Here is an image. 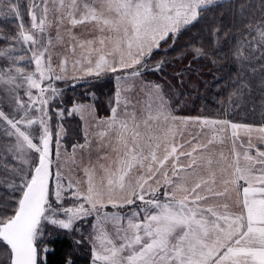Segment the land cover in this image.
Listing matches in <instances>:
<instances>
[{"label": "snow or ice", "instance_id": "1", "mask_svg": "<svg viewBox=\"0 0 264 264\" xmlns=\"http://www.w3.org/2000/svg\"><path fill=\"white\" fill-rule=\"evenodd\" d=\"M223 2L0 0V17L18 28L15 35L0 33L7 42L0 47V92L7 98V104L0 98V194H6L0 200V264H49L59 233L79 232L76 224L89 218L88 235L73 244L88 243L91 264H264V124L176 117L162 86L141 79L162 69L164 60L148 64L162 44L171 40L168 47H174ZM246 7L234 12L242 26L225 33L234 40L229 53L237 72L229 105L239 100L236 108L251 97L257 75L264 93V2L259 18L245 20ZM86 26L87 38L77 31ZM221 31L211 30L218 45ZM57 46L66 54L54 53ZM191 51L208 56L202 45ZM68 54L83 76L111 73L117 84L110 115L97 121L102 130L85 133V143L74 144L68 155L75 179L61 170L63 136L53 133L49 115L59 95L51 81L65 78ZM89 109L74 104L68 114ZM56 114L63 118L64 112ZM63 264H73L70 254Z\"/></svg>", "mask_w": 264, "mask_h": 264}, {"label": "trees", "instance_id": "2", "mask_svg": "<svg viewBox=\"0 0 264 264\" xmlns=\"http://www.w3.org/2000/svg\"><path fill=\"white\" fill-rule=\"evenodd\" d=\"M262 2L264 0H224L220 6L211 9L199 23L184 31L174 47H168V44L172 43L169 40L168 44H162L160 50L154 52L151 60L148 61L150 67L157 61L165 62L160 71L149 70L144 73L143 78L162 86L165 98L175 114L183 117L199 114L202 117L228 119L234 123L254 126L264 124V93L256 87L261 79L259 75L252 81L251 97L246 98L239 108L235 107V103H240L239 100L229 105V96L233 91L231 82L235 78L237 65L229 53L234 40L229 42L225 39V33H228L229 29L240 28L244 22L239 13L234 19L237 7L240 4L251 5L245 9V20L250 16L259 18L262 14L260 7ZM217 26L222 27L219 45L216 43V38L211 35V30ZM14 27L15 24L0 20V31L6 36L14 35ZM2 44L3 42H0V45ZM201 45L208 56L197 58L191 47ZM185 52L183 58H179L180 54ZM214 57L217 59L216 64L211 62ZM178 73L181 74L177 75ZM91 82L93 85L84 95L82 92L76 94L94 104L97 116H105L112 105L114 94L112 79L108 75ZM71 98L72 95L66 94L64 99L67 100L62 102V105L68 107ZM63 121L68 131L65 141L71 142L80 138L77 118L65 115ZM4 198L6 194H0V200ZM51 246L55 248V253L48 255L49 264H63L64 258L69 254L73 264H82V256L76 254L74 246L67 238L59 236Z\"/></svg>", "mask_w": 264, "mask_h": 264}, {"label": "rangeland", "instance_id": "3", "mask_svg": "<svg viewBox=\"0 0 264 264\" xmlns=\"http://www.w3.org/2000/svg\"><path fill=\"white\" fill-rule=\"evenodd\" d=\"M29 2H30V0H22V3L25 5H27V3H29ZM0 20L2 22L15 24L14 35L16 34V32L18 31L16 21H14L10 18L5 20L3 17H0ZM24 24L26 27L30 26V20H29L28 16L26 15V8H25ZM89 27L90 26L82 27V28L77 29V31L85 34V38H87V32H88ZM0 33L4 34V32H1V31H0ZM52 34H53V36L55 35V29L52 30ZM0 42H3V44L0 45V47H4L7 43L4 40H0ZM53 52L54 53L58 52L60 55L66 54L64 49L60 48L59 46L54 48ZM78 54L79 53H77V55ZM68 55H69L70 62H69V66H68V70H67V74H66L65 78L61 79V80H56L53 77V79L51 81V87L58 89L59 95H57L55 97V99L50 102L49 115L52 117V119L50 120V126H51L53 133H55L56 131H60L62 133V136H63V138L61 140V147H60L61 157L59 160V163L62 166L61 170L66 177H72L73 179H75L76 174L70 170L71 164H70V161L68 160V155H70L72 153V146L74 144L79 145V144L85 143V133L89 134V136H92L95 133L101 131L102 128L97 127V121L108 117L110 115V110H108V114L105 116H97V114L95 113L96 111H95L94 104L92 102L85 100L83 97H81V95L76 94L78 92H82V94L84 95V93L87 92V89L90 90L91 86L93 85V82H91V81L96 80V77H85V76H83L82 72L74 69L72 67V64H71L72 57L70 54H68ZM53 63L54 64L59 63V56L54 55ZM25 67L27 68V70L31 71L34 68V65H25ZM56 74H60L58 69H57ZM108 75H110V77L112 79V83L114 84V92H115L117 84H116L114 75L111 73H107V74L103 75L102 77H105V76L108 77ZM141 79L143 82H146V83L152 82V81H147L143 77ZM136 83H137V88L139 89L141 81L138 80ZM152 83H154V82H152ZM2 87L3 86H0V88H2ZM20 94L23 96V94H24L23 90H21ZM48 94H51V93H48ZM66 94H70L73 96V98H71L70 101L68 102V103H71L68 107H64L62 105V102H66V100H67V99H64ZM0 98L4 99L5 103L7 104V98L3 96L2 92H0ZM26 99H27V97H25V100ZM74 104L89 105L90 109L88 111H85L84 113H73L72 114L73 116H70V115H68V112H69V110L72 109ZM112 106H113V104L111 105V107ZM170 108H171V105H170ZM58 110H63V112H64L63 118H59L57 116L56 113ZM171 111H172V114L174 116L183 117V116H178L177 114H175L173 112L172 108H171ZM65 115L69 116V117H75L78 120L77 131H79V133H80V138L72 140L71 142H70V140L65 141V137L67 136V133H68V131L66 130V124L63 121ZM194 116H200V115L194 114V115L184 116V117H194ZM211 119H214V118H211ZM34 127H38V126H34ZM189 129L192 131L193 135L196 134L195 128H193L192 126H189ZM185 138H187V137H185ZM52 150H53V161H54L52 171L54 174L56 171V163H55V161H56V155H55L56 145H55V140L53 141ZM224 150H225V152H227V147H225ZM93 158H95V156H93ZM77 159H79V154L77 155ZM3 163H4V159L2 156H0V165H2ZM4 175H5V173H3V170L0 169V176H4ZM52 184H53V186L55 184L54 178L52 180ZM69 203H70V201H69ZM108 210L113 211V209H111V208H109ZM92 222H93L92 218H89L86 223L76 224V228L80 230L79 232L68 233L67 231H65V232L59 233L60 237L67 238L68 241L70 242V244H72L74 246V248L76 250V254L82 256V258H83L82 264H91V249H90L87 242L77 246V245L73 244V240H79L81 235L87 236L89 231H90ZM49 231L55 232V229L50 227Z\"/></svg>", "mask_w": 264, "mask_h": 264}]
</instances>
